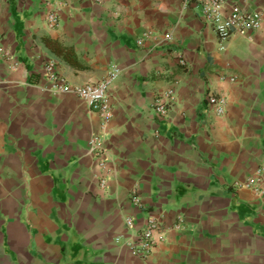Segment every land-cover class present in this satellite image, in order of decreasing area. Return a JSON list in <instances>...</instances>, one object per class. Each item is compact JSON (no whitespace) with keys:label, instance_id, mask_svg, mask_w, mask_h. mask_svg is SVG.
Listing matches in <instances>:
<instances>
[{"label":"crops","instance_id":"1","mask_svg":"<svg viewBox=\"0 0 264 264\" xmlns=\"http://www.w3.org/2000/svg\"><path fill=\"white\" fill-rule=\"evenodd\" d=\"M48 1L0 0L16 64L0 57V264H264V193L235 187L264 166V0H226L262 20L223 42L195 3L55 0L65 6L49 29ZM49 61L73 86L119 69L106 172L87 149L97 114L49 88ZM174 82L158 117L152 102ZM209 96L226 100L223 115ZM150 218L165 234L142 259L125 241Z\"/></svg>","mask_w":264,"mask_h":264},{"label":"built area","instance_id":"2","mask_svg":"<svg viewBox=\"0 0 264 264\" xmlns=\"http://www.w3.org/2000/svg\"><path fill=\"white\" fill-rule=\"evenodd\" d=\"M184 4L195 3L199 6L204 20L211 26L220 42L225 41L233 34L253 33L260 29L262 14L260 11L246 10L234 3L229 9L225 8L226 0H182ZM46 25L49 29H55L59 25L60 11L64 8L62 1H48L46 3ZM137 45H142V39L137 40ZM0 57L2 61L11 63L15 67V61L11 52L0 44ZM183 65L184 61L181 59ZM44 77L48 81L49 88L55 93L71 94L83 101L90 111L97 114L99 118L101 132L92 134L87 142L88 153L96 160L101 172H106L108 154L104 147L103 131L112 117V109L108 100V87L118 77L119 69L116 65H111L106 77L97 83H85L83 85L73 86L68 84L65 79L57 72L53 61L47 62L43 67ZM231 82L235 78H230ZM176 82H174L165 91L158 93L153 102L152 110L158 117L167 116L170 107L175 101ZM208 104L213 108L217 116L225 113L226 100L209 96ZM106 179L99 178V186L103 188ZM237 188H249L256 194L264 193V166L258 167L257 170L243 182H236ZM132 202L141 207L142 202L136 192L132 193ZM127 227L133 226L131 218L124 220ZM175 229L179 226H175ZM165 231L162 224L153 218H150L144 229L137 233L135 240H126L130 253L142 259L148 258L154 251L158 242L164 239Z\"/></svg>","mask_w":264,"mask_h":264}]
</instances>
